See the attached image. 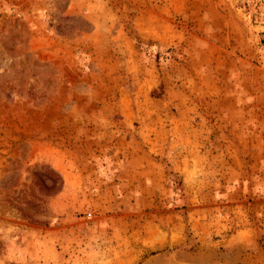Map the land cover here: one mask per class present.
I'll use <instances>...</instances> for the list:
<instances>
[{
  "label": "rangeland",
  "instance_id": "374dc122",
  "mask_svg": "<svg viewBox=\"0 0 264 264\" xmlns=\"http://www.w3.org/2000/svg\"><path fill=\"white\" fill-rule=\"evenodd\" d=\"M0 264H264V0H0Z\"/></svg>",
  "mask_w": 264,
  "mask_h": 264
}]
</instances>
